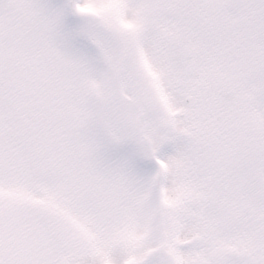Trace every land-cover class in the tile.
<instances>
[{"label":"snow or ice","instance_id":"1","mask_svg":"<svg viewBox=\"0 0 264 264\" xmlns=\"http://www.w3.org/2000/svg\"><path fill=\"white\" fill-rule=\"evenodd\" d=\"M0 264H264V0H0Z\"/></svg>","mask_w":264,"mask_h":264}]
</instances>
